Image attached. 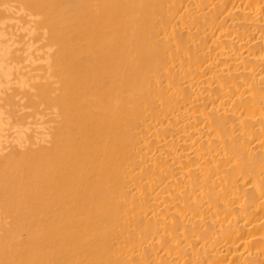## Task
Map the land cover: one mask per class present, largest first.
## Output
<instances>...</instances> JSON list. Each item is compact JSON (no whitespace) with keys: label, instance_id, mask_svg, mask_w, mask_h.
<instances>
[{"label":"bare ground","instance_id":"bare-ground-1","mask_svg":"<svg viewBox=\"0 0 264 264\" xmlns=\"http://www.w3.org/2000/svg\"><path fill=\"white\" fill-rule=\"evenodd\" d=\"M0 264H264V0H0Z\"/></svg>","mask_w":264,"mask_h":264},{"label":"rangeland","instance_id":"rangeland-1","mask_svg":"<svg viewBox=\"0 0 264 264\" xmlns=\"http://www.w3.org/2000/svg\"><path fill=\"white\" fill-rule=\"evenodd\" d=\"M43 34L44 32L40 29L37 34L29 36L30 39L34 40L31 45L33 48L29 49L28 53L24 51L22 45L20 46L24 51L20 59V67L22 69L14 72L13 77L15 79H18L20 76H26L34 81L48 76L54 47H51L52 44H50L48 36L44 37Z\"/></svg>","mask_w":264,"mask_h":264}]
</instances>
